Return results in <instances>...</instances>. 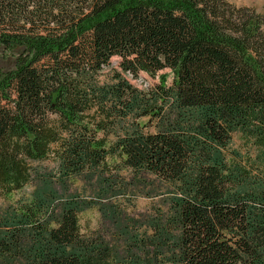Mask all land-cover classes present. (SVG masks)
<instances>
[{"label": "trees", "instance_id": "1", "mask_svg": "<svg viewBox=\"0 0 264 264\" xmlns=\"http://www.w3.org/2000/svg\"><path fill=\"white\" fill-rule=\"evenodd\" d=\"M113 58L121 72L103 84ZM164 70L170 87L124 76ZM234 135L254 156L231 150ZM124 170L170 188L142 222L71 191L85 177L119 194ZM28 186L0 212V264H264V12L0 0V199ZM93 204L108 224L83 233Z\"/></svg>", "mask_w": 264, "mask_h": 264}, {"label": "rangeland", "instance_id": "2", "mask_svg": "<svg viewBox=\"0 0 264 264\" xmlns=\"http://www.w3.org/2000/svg\"><path fill=\"white\" fill-rule=\"evenodd\" d=\"M229 2L241 7H250L256 9L258 12H264V0H228ZM120 59L113 58L112 66L106 69L102 76L101 82L103 84H112V78L114 71L121 72L119 68ZM129 82L140 90H148L154 85H163L170 87L174 80L175 75L171 70H164L151 77L145 73H141L138 78H133L130 75H124ZM140 124L145 128L150 125L148 119H143ZM148 132H154V128L147 129ZM233 152L240 153L247 157L249 154L254 156V153H249L248 147L241 139L240 135H234L230 146ZM46 168L52 170L55 168L54 163H45ZM117 187L121 189V193L114 194H99L102 191L101 183L97 178L87 179L82 177L76 179L71 183V191L78 193L85 199L97 201L102 196V203L120 206V208L131 218H135L137 221L142 222L154 215L158 207L165 205L167 193L170 191L169 187L160 185L151 176L136 177L132 172L128 170L122 171L119 176V182ZM35 190L34 186H28L21 192L15 193L7 199H0V212H5L12 205L25 201L30 198ZM100 197V198H99ZM111 214L110 210L105 206L101 211L99 204H93V206L85 209L80 214V227L83 233H91L99 230L100 228H106L108 224V217Z\"/></svg>", "mask_w": 264, "mask_h": 264}]
</instances>
